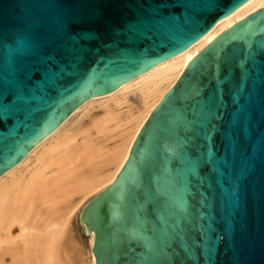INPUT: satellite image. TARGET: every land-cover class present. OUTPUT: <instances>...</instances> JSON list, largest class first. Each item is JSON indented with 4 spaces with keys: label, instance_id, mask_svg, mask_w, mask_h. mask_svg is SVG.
<instances>
[{
    "label": "water",
    "instance_id": "water-1",
    "mask_svg": "<svg viewBox=\"0 0 264 264\" xmlns=\"http://www.w3.org/2000/svg\"><path fill=\"white\" fill-rule=\"evenodd\" d=\"M248 1L0 0V176ZM96 196V264H264V8L190 62Z\"/></svg>",
    "mask_w": 264,
    "mask_h": 264
},
{
    "label": "bare ground",
    "instance_id": "bare-ground-1",
    "mask_svg": "<svg viewBox=\"0 0 264 264\" xmlns=\"http://www.w3.org/2000/svg\"><path fill=\"white\" fill-rule=\"evenodd\" d=\"M264 8L250 0L184 52L83 101L50 136L0 176V264H96L95 233L85 244L73 217L86 198L116 181L154 109L190 62L221 33Z\"/></svg>",
    "mask_w": 264,
    "mask_h": 264
},
{
    "label": "rangeland",
    "instance_id": "rangeland-1",
    "mask_svg": "<svg viewBox=\"0 0 264 264\" xmlns=\"http://www.w3.org/2000/svg\"><path fill=\"white\" fill-rule=\"evenodd\" d=\"M96 195L98 194H94L86 198L85 201H83L81 206L78 208V210L74 214L75 217H73L74 225L76 227V233L78 234V236L81 238V240L85 244H87L89 240L90 232L89 231L87 232L85 229L86 225L83 222V217H84V214L88 211L89 207L92 205V202L96 199L97 197Z\"/></svg>",
    "mask_w": 264,
    "mask_h": 264
}]
</instances>
